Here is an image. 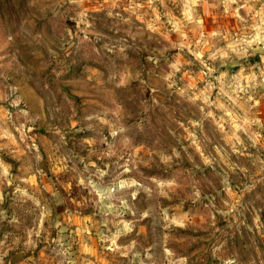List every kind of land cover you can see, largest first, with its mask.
<instances>
[{"label": "rangeland", "instance_id": "374dc122", "mask_svg": "<svg viewBox=\"0 0 264 264\" xmlns=\"http://www.w3.org/2000/svg\"><path fill=\"white\" fill-rule=\"evenodd\" d=\"M0 264H264V0H0Z\"/></svg>", "mask_w": 264, "mask_h": 264}]
</instances>
